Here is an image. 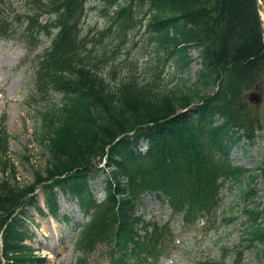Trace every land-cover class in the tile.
I'll return each instance as SVG.
<instances>
[{"label": "trees", "instance_id": "16d2710c", "mask_svg": "<svg viewBox=\"0 0 264 264\" xmlns=\"http://www.w3.org/2000/svg\"><path fill=\"white\" fill-rule=\"evenodd\" d=\"M90 2L112 7V23L124 21L123 30L133 29L144 12L152 68L168 61L175 79L170 87L153 80L143 84L129 73L113 82L102 67L106 60L101 65V55L85 54L87 38H80L79 28ZM46 5L58 32L35 60L37 96L54 92V98L43 99L36 108V140L45 152V164L32 171L31 183L16 179L6 116H1L0 171L5 179L0 184V264L46 263L24 242L38 229L31 210L57 219L58 193L69 196L82 215L81 224H74L73 246L81 253V264L100 246L118 256L111 264H128L166 251L158 244V234L157 245L149 251L152 238L139 235L138 226L145 233L151 226L164 232L136 215L142 195L182 213L187 227H212L224 182L230 180L241 192L245 179L247 189L258 177L264 182V160L252 168L230 161L242 140L253 144L264 133V115L247 100L250 90H264V36L257 0H48ZM8 25L9 18L0 16L1 39L8 38ZM32 25L29 22L25 32ZM192 51L197 52L195 59ZM195 60L199 68L194 76L183 77ZM100 176L102 194L96 198L92 185ZM140 177L152 182L136 192ZM243 215L241 243L235 246L238 257L255 243H264V205L254 203ZM224 257L204 264H225Z\"/></svg>", "mask_w": 264, "mask_h": 264}, {"label": "rangeland", "instance_id": "374dc122", "mask_svg": "<svg viewBox=\"0 0 264 264\" xmlns=\"http://www.w3.org/2000/svg\"><path fill=\"white\" fill-rule=\"evenodd\" d=\"M47 1L0 0V16L9 18L10 21V25L4 27L8 38H0V117L6 116L5 127L10 136L9 157L16 168V179L20 183H31L32 171L43 169L45 164V152L36 140L40 125L36 108L43 99L47 101L49 98H54V92L47 90L44 94L39 92V97L37 96L35 60L51 46L58 32L47 13ZM144 17V12L140 13L136 26L133 29L123 30L124 21H118L117 25L112 23L115 18L112 7L102 3H88L79 28L80 38H87L83 50L91 58L101 55V65L107 62L102 65L103 70L110 72L113 82L129 73V76H137L143 84L153 80L160 86L170 87L175 79H172L173 72L168 61L162 62L160 68L155 71L152 68L153 60L150 57L153 54L149 37L144 29ZM262 20L264 34L263 17ZM29 22H33L34 25L25 32ZM190 55L195 59L197 52L192 51ZM112 63L114 65L107 71V67L109 68ZM198 68L199 61L195 60L183 77L192 78ZM257 93L262 96V102L257 107L262 116L264 90L258 89ZM243 151L247 153L246 156L243 155ZM24 157H28V162ZM263 160L264 133L253 144L242 140L239 149H234L230 155L232 164L246 168H252ZM4 179L0 171V184ZM103 180L104 176H100L93 182L92 191L96 198H100L102 194ZM138 182L136 192H139L145 183L151 184L152 179L145 180L140 177ZM251 192L253 197L244 200ZM36 195L39 205L42 206V192L37 189ZM221 198L222 204L216 224L212 227H203V224L183 227L180 217L172 216L168 208L160 207L154 198L142 197L137 209L138 214H142L145 221L167 223L170 229L164 228L163 233H157L151 226L145 233L138 226L139 235L144 238L149 235L152 238L147 246L149 251L154 249L153 243L157 245L154 239L158 234V238L161 239L158 244L163 245L162 249L166 251L160 253L162 256L152 253V256H141L138 261L134 259L128 264H204L208 258L219 260L223 255L225 264H234L237 260L240 262V258L241 264H264V244L245 250L239 257L237 253L240 252H235V246L241 243L240 234L245 221L242 212L247 207H251L253 200L264 204V182L259 178L250 189L241 192L228 180L222 187ZM57 209L59 212L57 219L47 214L41 216L33 210L30 211L38 224V231L34 239L25 244L34 250L36 256L44 258L45 264H81L82 256L74 251L73 246L76 238L74 224L82 222V215L75 202L61 193H58ZM63 216H67L69 221L61 222ZM225 218L236 219L229 223L223 221ZM262 222L264 224V217ZM164 234L175 236L173 246H171L172 237H163ZM146 240H144L145 245L148 244ZM116 258L118 256L111 248L100 246L91 254L86 264H108L114 262Z\"/></svg>", "mask_w": 264, "mask_h": 264}, {"label": "water", "instance_id": "95a60500", "mask_svg": "<svg viewBox=\"0 0 264 264\" xmlns=\"http://www.w3.org/2000/svg\"><path fill=\"white\" fill-rule=\"evenodd\" d=\"M258 2H259V6H260V8H261V12H262V14L264 15V7H263V5L261 4V2H260L259 0H258ZM250 100H251V101H254L257 105H259L260 102H261V98L259 97V95L254 94V93H252V94L250 95Z\"/></svg>", "mask_w": 264, "mask_h": 264}]
</instances>
